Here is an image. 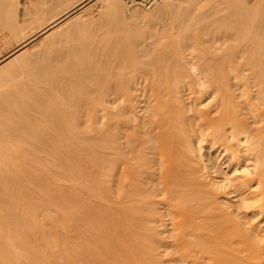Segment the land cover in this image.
Wrapping results in <instances>:
<instances>
[{
    "label": "bare ground",
    "instance_id": "bare-ground-1",
    "mask_svg": "<svg viewBox=\"0 0 264 264\" xmlns=\"http://www.w3.org/2000/svg\"><path fill=\"white\" fill-rule=\"evenodd\" d=\"M0 1L15 40L0 58V264H264V19L238 0L233 17L214 19L222 29L200 9L188 7V22L176 0L151 12L123 0ZM94 1L117 24L142 21L120 38L152 39L143 63L120 51L96 61L97 18L83 13ZM168 20L184 30L175 43L163 38ZM205 25L226 30L222 48ZM60 33L74 41L68 55L55 49Z\"/></svg>",
    "mask_w": 264,
    "mask_h": 264
},
{
    "label": "rangeland",
    "instance_id": "rangeland-1",
    "mask_svg": "<svg viewBox=\"0 0 264 264\" xmlns=\"http://www.w3.org/2000/svg\"><path fill=\"white\" fill-rule=\"evenodd\" d=\"M8 0H6L5 2H7ZM65 1V0H64ZM67 1V4L69 3V5H70V3H71V0H66ZM66 1H65V3H66ZM163 1L164 0H161L158 4H156L154 7L156 8V7H159L161 4H163ZM193 1H195V0H176V3H179L180 5H181V9H184V11H185V13H184V11H182L181 13H184V14H181V16H188V14H186V12L188 13L189 12V8H195V9H192V10H197V11H199L198 9H200V11L202 10L203 12H202V15H204V17L203 18H206L207 16L209 17H207L206 19H209L208 20V22H210V21H216V20H214V19H217V17L218 18H221L222 17V19H223V17H225L226 16V18L224 19V20H222V19H220V20H222V22H224L226 19H227V17L229 18V15L231 16V15H233V14H229V12H227L228 10H229V8H230V6L232 5L233 6V4L234 3H232V4H230L229 2H231V1H233L234 2V0H226V2H225V0H213V1H211V0H198V2L199 1H201L200 3L201 4H199V3H197L196 1H195V3H197L195 6H194V2ZM222 1V2H221ZM224 1V2H223ZM238 1H242V6H241V8H243V9H240V10H246L247 12L246 13H244L243 15L245 16V17H250V18H256V19H260V18H262V19H264V0H238ZM1 2V1H0ZM95 2H97V1H94V3ZM125 1L123 0V4H124V8L126 9L127 8V10H130V11H133L135 8H136V10L137 9H139V10H143V11H145V12H151V11H153L154 9V7H151V8H145V7H140V6H137V7H132V8H130V7H128V6H126V4L124 3ZM162 2V3H161ZM194 3L192 6L190 5L191 3ZM203 2L206 4V5H204L203 4ZM214 2V3H213ZM63 3V2H62ZM61 3V4H62ZM212 3V4H211ZM226 3H228V4H226ZM1 4H5L4 2H2ZM67 4H65V5H67ZM72 4V3H71ZM93 6H92V5ZM215 4V5H214ZM230 4V5H229ZM6 7H8V4L6 3ZM63 5V4H62ZM89 5H91L92 7H89L88 6V8L85 10V11H83V13H84V18H89V16H96V18H97V20H96V23H95V27H96V25H97V27H96V29L95 30H93V32H95L96 33V35H95V37H96V39H102L101 37H105V36H107V35H109L110 37L111 36H113V37H115V35H116V39H117V41H122V36L124 37V35L123 34H125V33H127L125 30H127L126 29V27H130L131 25V28L130 29H133V25H139V23H142V21H138V19L134 22L135 24H132L133 23V21H132V23H130L131 25H124V26H126L125 27V30H124V26H122V24H117L115 21H113V19L112 18H108L107 16H106V14H101V15H103L104 17L102 18V17H100L101 15H99V11H101L102 9L100 8L101 6H99V3L97 2V3H95V5L93 4V3H90ZM159 5V6H158ZM200 5V6H199ZM202 5V6H201ZM210 5V6H209ZM196 6H199V7H197L196 8ZM2 7H5V6H0V8L2 9ZM5 7V8H6ZM11 7V5H9V8ZM189 7V8H188ZM208 7V8H207ZM210 7V8H209ZM235 7H236V5H235ZM239 7V6H238ZM238 7L236 8V9H238ZM5 8H3L4 10H6ZM186 8V9H185ZM188 8V9H187ZM207 8V9H206ZM211 8H213L214 10H216V8L218 9V10H220L218 13H216V15H214V10H213V12H212V10H211ZM0 10V14H1V18H0V20L1 19H3L4 17H7L6 16V14H7V12H6V14H5V16L3 17V15H4V10ZM11 9H12V7H11ZM152 9V10H151ZM203 9H205V10H207L206 12L203 10ZM232 9V11H233V8H231ZM10 10V9H9ZM188 10V11H187ZM191 10V9H190ZM208 10H210L209 12H210V14L208 13ZM223 10V11H222ZM197 11H191L192 13H194V15L197 13ZM199 11V12H200ZM238 11V10H237ZM3 12V13H2ZM190 12V13H191ZM234 12V11H233ZM9 13V12H8ZM189 13V15H190V17L191 16H193V15H191ZM205 13V14H204ZM236 13L237 12H235V17L237 16L236 15ZM239 13V12H238ZM241 13V15H242V12H240ZM11 14H13V13H11ZM98 14V15H97ZM113 14V13H112ZM201 14V13H200ZM199 13H197L196 14V16H198L199 18L201 17V15H200ZM209 14V15H208ZM227 14H228V16H227ZM200 15V16H199ZM207 15V16H206ZM196 16H193V18H194V20L197 18ZM217 16V17H216ZM243 16V17H244ZM10 17H12V16H10ZM9 16L7 17V18H10ZM14 17V16H13ZM111 17V16H110ZM116 17V16H115ZM115 17H114V14H113V18L115 19ZM119 17V16H118ZM201 17V18H202ZM231 17H233V16H231ZM239 17H241V16H239ZM98 18H100L99 20H98ZM183 18V17H182ZM182 18H180V16H179V18H177V19H181V22H182ZM185 18H187V21H188V18H189V16L188 17H185ZM185 18H184V21H185ZM193 18H191V19H193ZM11 19V18H10ZM112 21H111V20ZM118 19H120V18H118ZM205 19V20H206ZM261 19V20H262ZM4 20V19H3ZM9 20V19H8ZM16 20H19V19H15V21ZM116 20V19H115ZM133 20H135V19H133ZM190 20V19H189ZM15 21L13 20V22L15 23ZM20 22H23L22 20H19ZM19 21H17L18 23L17 24H19L20 22ZM122 21V20H121ZM129 21H131V20H129ZM128 20L126 21L127 22V24H129L128 22H129ZM196 21V20H195ZM195 21L194 22H192V20H190V23L192 22L193 24L195 23ZM219 21V20H218ZM218 21H216V25H219L220 26V24H218V23H220V22H218ZM1 22V21H0ZM13 22L11 23V24H13ZM125 22V23H126ZM139 22V23H138ZM168 22V24H166ZM170 22V20H168V21H166V25L168 26H166L165 28V30H164V32H162V33H164L165 34V36L167 35V33H168V35L166 36V37H163V38H165L164 40H167L166 38H168V36H169V39H168V41H167V43L169 42V43H171V41L173 40L174 41V43H175V41L176 40H178L176 37L174 38V35L172 36V34L174 33V34H178L179 32H181L180 31V26L178 27V29H176V27H175V23H174V25H173V23H172V25H171V23H169ZM186 22V21H185ZM189 22V21H188ZM221 22V23H222ZM3 23V25H0V58L2 57V55H6L14 46H15V43H14V39L12 38H10V34H9V30L7 29V28H5L4 29V24L6 23V24H8V22H5V20L2 22ZM2 23H0V24H2ZM72 23V22H71ZM137 23V24H136ZM187 23V22H186ZM185 23V24H186ZM189 23V24H190ZM191 23V24H192ZM197 23V22H196ZM206 23V22H205ZM213 23V25H214V22H212ZM10 24V25H11ZM124 24V23H123ZM184 24V26H189L188 25V23L185 25ZM190 24V25H191ZM192 24V25H193ZM120 25H121V27H120ZM164 24L162 23L161 24V26H163ZM197 25H200V24H197ZM203 25V24H202ZM207 25H209V23L207 24ZM212 25V26H213ZM216 25H214V26H216ZM226 24H224V26H225ZM2 26V27H1ZM12 26V25H11ZM173 26V27H172ZM222 26H223V23H222ZM5 27H7V26H5ZM8 27H10L9 25H8ZM22 27H23V24H22ZM122 27H123V29H122ZM160 27V26H159ZM196 27V25L194 26V28ZM203 27H204V25H203ZM205 27H206V25H205ZM209 27H211V26H209ZM209 27L207 28L206 27V29H207V31H204V30H206V29H204V30H200V31H204V32H208L207 34L208 35H210L211 34V37H212V39H215V41H216V39H217V42L218 43H216V46L215 45H213L212 43H210L211 45H210V47L212 46V47H217V45L218 46H222L223 47V42L222 41H224V40H220V39H224V35H222V34H219V33H217L220 29H215L214 30V28L212 29V28H210L209 29ZM1 28H3V29H1ZM135 28H137V26L135 27ZM199 28H201V25H200V27L198 26L197 28H195V30H196V32H197V30L199 29ZM220 28H221V26H220ZM162 29V31H163V28H161ZM202 29V28H201ZM222 29V28H221ZM59 30V29H58ZM124 31V33L122 32V31ZM129 30V29H128ZM127 30V31H128ZM176 30H179V32L178 31H176ZM225 30V29H224ZM219 31V32H224L225 33V31ZM254 30V31H253ZM252 31L253 32H255V31H259V30H256V29H253ZM134 31H135V29H134ZM159 30H157V31H155V32H158ZM216 31V32H215ZM230 31V30H229ZM233 31V30H232ZM232 31H230L231 33H234V32H232ZM111 32V33H110ZM137 32V31H136ZM135 32V33H136ZM184 32V30L182 29V32L181 33H183ZM195 32V33H196ZM204 32L203 33H200V35H202L203 34V38H204ZM123 33V34H122ZM159 33H161V32H159ZM180 33V34H181ZM195 33H193V34H195ZM198 33V32H197ZM196 33V34H197ZM210 33V34H209ZM65 33H60V35L57 37V38H60V41H59V44H56L55 43V45H57L56 46V48H55V46H53V49H50L52 52H53V56H55L54 54H56V56H57V52L58 51H60V53H62V52H64V54L66 55L68 52L70 53V49H71V52L73 51V46L72 45H74V41L73 42H71V41H68L69 39L68 38H65V35H64ZM113 34V35H112ZM121 34H122V36H121ZM164 34H162V35H164ZM170 34H171V36H170ZM179 34V35H180ZM126 35V34H125ZM198 35H199V33H198ZM215 35V36H214ZM63 36V37H62ZM109 36H107V37H105V38H107L108 39V37ZM120 38H118V37ZM195 36H197V35H195ZM213 36L215 37V38H213ZM219 36V39L217 38ZM100 37V38H99ZM193 37H194V35H193ZM192 37V38H193ZM197 37H201V36H197ZM223 37V38H222ZM63 38V39H62ZM112 38V37H111ZM161 38V40L163 39L162 37H160ZM202 38V39H203ZM208 38H209V36H208ZM68 39V40H67ZM176 39V40H175ZM201 39V38H200ZM205 39H207V38H205ZM11 40V41H10ZM13 40V41H12ZM64 40V41H63ZM71 40V39H70ZM80 40L83 42L84 41V39L83 38H80ZM97 40V51H100L101 49H102V51H100V52H98V57H96L95 59H96V61L98 62V60L100 59L99 57H101V59H100V61H99V63L100 64H103V65H111L110 63H107L106 64V60H107V62H108V60H109V62H110V60L113 58V60L115 61H118V58L120 57V55H121V57L119 58L120 59V62H124L125 64H135V62L136 61H134L133 60V58H134V56H135V60H137V59H139V61H137L136 63L139 65L140 63H143V61L142 60H140V59H142L141 57H143V56H145L146 57V55H148V52L149 53H151V48L153 47V49H154V45L152 44V39H150L149 37H148V35H144V36H142L141 38L139 37V38H133L132 40H131V38H130V41H129V39L126 41V44H125V42L124 41H122L121 43H118V42H114L113 40V38L111 39L112 41V46H111V42H110V44L108 43V41H106L107 42V44L108 45H104V44H106L105 43V40L104 41H98ZM125 40V39H124ZM164 40H163V43H164ZM9 41V42H8ZM66 41H68L69 43H70V45H69V43L68 42H66ZM172 41V42H173ZM180 41H181V39H180ZM66 42V43H65ZM100 42H101V44H103V46H105L104 48H102V45L100 44ZM124 42V43H123ZM161 42V41H160ZM166 42V41H165ZM11 43V44H10ZM14 43V44H13ZM45 43H47V42H44V43H41L42 45H40V47H38V50H41V52H39L38 50H37V52H36V54L38 53L39 55H42V58L44 57H46V56H48V55H45V56H43L44 54H43V48H45L46 49V46H47V44L48 43H50V42H48L47 44H45ZM72 43V44H71ZM114 43V44H113ZM116 43V44H115ZM163 43H161V44H163ZM167 43H165L166 44V49H167V53H168V55H171L172 56V54H173V51L175 50V48L176 47H174V48H172L173 50H171V47L174 45V43L173 44H171V45H167ZM168 43V44H169ZM191 43H194V45H197V44H195V40H194V42H193V40L190 42V45H191ZM13 44V45H12ZM44 44V45H43ZM100 44V45H99ZM119 44V45H118ZM124 44V46H122ZM246 44V43H245ZM50 45H51V43H50ZM113 45H115V46H113ZM118 45V46H117ZM127 45V47L125 48V46ZM194 45H191V46H193V47H196L197 48V46H194ZM244 44H242L241 45V48H242V46H243ZM11 46V47H10ZM68 46V47H67ZM101 46V47H100ZM144 46V47H143ZM175 46V45H174ZM208 46V45H207ZM220 46V47H221ZM108 47V48H107ZM111 47H113V48H111ZM162 46H160V48L158 49L159 51L162 49V48H164V47H162ZM168 47V48H167ZM221 47V48H222ZM245 47V46H244ZM247 47V46H246ZM52 48V47H51ZM54 48L57 50L58 49V51L57 52H55V50H54ZM60 48V49H59ZM179 48V47H178ZM200 47H198V49H199ZM251 48H255V46L253 47V46H251L250 47V49ZM48 46H47V51H48ZM69 49V50H68ZM100 49V50H99ZM106 49V50H105ZM107 49H108V51H107ZM115 51H114V50ZM119 49V50H118ZM121 49V50H120ZM152 49V50H153ZM157 49V48H156ZM155 49V50H156ZM180 49V48H179ZM246 49V48H245ZM64 50H66L67 51V53H65L66 51H64ZM104 50V51H103ZM111 50H113V52H115V53H113V52H109V51H111ZM124 50V51H123ZM127 50V51H126ZM136 51L135 52V55H134V53L132 52V51ZM148 50V51H147ZM171 50V51H170ZM178 50V49H177ZM47 51H44V53L45 54H49ZM62 51V52H61ZM118 51H120L119 52V54H118ZM123 51V52H122ZM128 51H130V52H132V54L130 53V52H128ZM157 51V50H156ZM156 51H155V53L152 51V53H154V57L153 58H155L156 59V57H159L160 55V53H161V56L163 55V53H162V51L161 52H157L158 53V56H156L157 55V53H156ZM176 51V50H175ZM193 51V50H192ZM50 52V51H49ZM127 52L129 53V54H127ZM147 52V53H146ZM6 53V54H5ZM51 53V52H50ZM59 53V52H58ZM68 53V54H69ZM102 53V54H101ZM67 54V55H68ZM111 54V55H110ZM114 54L116 55V54H118L116 57L114 56ZM127 54V55H126ZM146 54V55H145ZM60 55V54H59ZM102 55V56H101ZM106 55V56H105ZM110 55V56H109ZM113 55V56H112ZM126 55V56H125ZM174 55V54H173ZM193 55L195 56L196 55V51H193ZM49 56L51 57V55L49 54ZM48 56V57H49ZM64 56V55H63ZM103 56H104V58H103ZM128 56V57H127ZM137 56V57H136ZM141 56V57H140ZM164 56V55H163ZM166 56V55H165ZM164 56V57H165ZM47 57V58H48ZM65 57V56H64ZM111 57V58H110ZM43 58V59H44ZM97 58H98V60H97ZM110 58V59H109ZM115 58V59H114ZM117 58V59H116ZM122 59V60H121ZM123 59H126V60H124L123 61ZM128 59V60H127ZM191 58H188L187 60H188V62H189V64H191V63H195V64H197V63H199V61L197 62V61H191L190 60ZM42 60V59H41ZM46 60V59H45ZM112 60V62L111 63H113L114 61ZM239 61V63H243L244 64V62H245V59L243 58H241V59H239L238 60ZM115 63V62H114ZM192 65V64H191ZM22 79V77H19V76H17L16 77V79H14V81L15 82H17L18 81V83L20 82L18 79ZM20 79V80H21ZM184 95H185V97L187 98V96H188V91H187V89L184 91ZM188 102V101H187ZM207 145H205V144H203L201 147H202V153H204V151L206 150V151H208V149H209V147H210V145H208L207 147H206ZM215 149V148H214ZM205 151V152H206ZM217 153H219L218 155H220L221 154V159H220V162L222 163V164H225L226 166L227 165H229L228 164V160L225 158V153H224V151H223V149L222 148H220V149H217ZM224 154V155H223ZM232 168V167H231ZM218 176V175H217ZM171 227V228H170ZM169 230L170 229H172V226H169V228H168ZM167 229V230H168Z\"/></svg>",
    "mask_w": 264,
    "mask_h": 264
},
{
    "label": "built area",
    "instance_id": "built-area-1",
    "mask_svg": "<svg viewBox=\"0 0 264 264\" xmlns=\"http://www.w3.org/2000/svg\"><path fill=\"white\" fill-rule=\"evenodd\" d=\"M126 6L132 8V7H145V8H151L154 7L156 4H158L161 0H124Z\"/></svg>",
    "mask_w": 264,
    "mask_h": 264
}]
</instances>
